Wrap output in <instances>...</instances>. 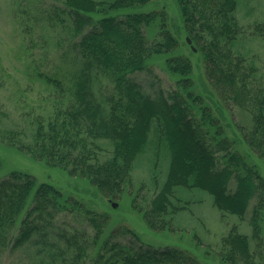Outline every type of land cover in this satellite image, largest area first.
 <instances>
[{
	"label": "trees",
	"instance_id": "obj_1",
	"mask_svg": "<svg viewBox=\"0 0 264 264\" xmlns=\"http://www.w3.org/2000/svg\"><path fill=\"white\" fill-rule=\"evenodd\" d=\"M56 1L61 3L48 11L47 18L44 15L46 25L70 36L71 67L55 72L32 68L29 78L48 91L51 112L48 117L35 115L30 133L26 128L0 130L3 141L34 160L88 178L111 198L122 196L140 154L149 146L166 149L165 180L143 211L148 225L168 228L173 216L187 208L188 203H180L179 186L207 191L223 216L243 218L254 200L252 233L234 224L222 236L218 255L225 264H264V176L235 149L238 139L226 134L193 89L189 56L168 57L169 69L180 76L172 89L159 87L148 94L134 77L137 72H152L151 55L175 51L180 45L166 11H125L150 0ZM22 2L14 0V13L32 51L34 24ZM177 3L185 30L203 52L206 75L221 99L251 112L252 125L238 128L251 150L264 157V67L256 54L236 48L247 32L264 38V21L242 26L239 0ZM155 20L160 38L150 43L145 28ZM103 86L109 87L107 93ZM75 210L86 214L91 230L58 224L61 212ZM108 220V213L85 208L78 198L65 195L54 184L38 183L29 172L12 170L0 180V252L32 246L33 264H200L188 250L144 243L126 225L102 239Z\"/></svg>",
	"mask_w": 264,
	"mask_h": 264
},
{
	"label": "rangeland",
	"instance_id": "obj_2",
	"mask_svg": "<svg viewBox=\"0 0 264 264\" xmlns=\"http://www.w3.org/2000/svg\"><path fill=\"white\" fill-rule=\"evenodd\" d=\"M61 2L56 0H23L22 6L31 16L30 23L34 24L32 51L28 36L19 27V21L14 13V0H0V130L9 128H26L30 133L33 129L32 118L40 114L48 117L51 112V102L46 99L48 91L38 81L30 80L32 68L36 66L42 71L55 72L61 67H71L74 52L70 49V36L59 34L47 28L48 11ZM45 10V13L43 11ZM165 10L168 25L179 39V47L172 52L153 54L148 59L152 72H137L134 77L141 84L143 90L150 94L159 87L172 89L180 77L172 72L168 65V57L175 54L189 56L193 64L191 77L194 80L193 89L202 95L211 107L213 114L229 137L237 138L235 149L242 152L247 160L254 163L264 176V157L257 156L245 142L239 125L250 127L253 123L252 114L232 103L221 99L213 84L208 79L205 69V58L200 48L189 37L185 30L183 18L177 0H150L146 3L131 7L132 11H160ZM45 15V16H44ZM237 16L245 28L257 22L264 21V0H239ZM248 31V30H247ZM251 32V31H250ZM247 32V36H240L237 49L256 54L258 64L264 67V38ZM145 34L150 43L158 40L159 21L155 20L151 26L145 28ZM60 38H64L61 40ZM192 45L196 50L192 48ZM67 57H64V56ZM104 93L108 88L103 86ZM199 114V113H198ZM200 115V114H199ZM110 147L109 145H106ZM169 154L166 149H155L149 146L147 151L140 154L132 171V180L125 187L121 197L111 198L104 195L97 186L86 178L72 174L68 169L47 165L34 160L7 145L0 136V180L12 170H21L33 174L38 183L48 182L63 190L65 195L78 198L85 208L109 214L108 224L102 234L107 237L113 229L126 225L132 228L146 244L154 247L175 246L188 250L195 255L200 264H225L218 255L221 238L229 229L237 224L239 230L251 234L249 223L251 208L254 200L243 218L235 214L223 213L214 205L212 195L197 187L187 188L179 186L178 194L182 201L188 203L187 208L180 210L173 216L171 225L164 229H153L146 222L143 211L148 208L157 188L165 180L166 166ZM164 178V179H163ZM158 183V184H157ZM235 182L230 186L233 188ZM33 193L28 199V206L32 203ZM113 202L117 205L114 206ZM25 215L22 213L21 218ZM86 214L82 210L61 212L58 224L68 223L75 226H85L91 230L85 221ZM264 236V214H263ZM253 244V242H252ZM98 248H93L96 251ZM35 248H6L0 252V264H33Z\"/></svg>",
	"mask_w": 264,
	"mask_h": 264
},
{
	"label": "water",
	"instance_id": "obj_3",
	"mask_svg": "<svg viewBox=\"0 0 264 264\" xmlns=\"http://www.w3.org/2000/svg\"><path fill=\"white\" fill-rule=\"evenodd\" d=\"M187 40H188L189 43H191V38H190V37H188ZM192 48H193L194 50H196L194 46H192ZM113 205L116 206L117 203H116V202H113Z\"/></svg>",
	"mask_w": 264,
	"mask_h": 264
}]
</instances>
